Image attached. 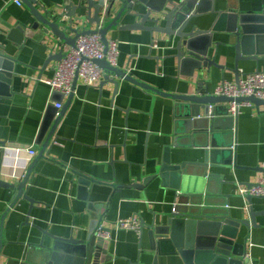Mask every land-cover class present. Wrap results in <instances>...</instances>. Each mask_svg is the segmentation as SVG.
Returning a JSON list of instances; mask_svg holds the SVG:
<instances>
[{"label":"crops","instance_id":"obj_1","mask_svg":"<svg viewBox=\"0 0 264 264\" xmlns=\"http://www.w3.org/2000/svg\"><path fill=\"white\" fill-rule=\"evenodd\" d=\"M186 1L147 0L139 8L157 16L158 10ZM202 1L204 13L192 23L207 31L220 11H264V0ZM69 2L38 0L37 7L59 13ZM36 21L24 2L0 0V63L11 70L9 81L1 82L8 94L0 93V178L14 185H0V264H47L55 238L84 240L98 224L111 239L102 238L95 248L97 264H184L176 241H185L186 232L170 231L157 238L156 248L153 243L152 233L167 224L182 193L174 188L171 172L162 176L161 166L167 157L171 164L202 162L214 147L210 134H199L188 124L193 119L185 102L168 94H186L199 79L204 90L216 93L225 81L264 71V54L239 60L234 70L237 37L228 31V16L218 22L209 49V57L223 67L210 65L191 76L192 65L182 69L174 57L177 37L146 29L111 30L108 38L119 42L115 67L125 76L110 73L117 85L104 79L105 71L92 86L79 78L70 99L41 81L54 77L60 59H51L58 49L44 24L33 28ZM56 102L67 107L46 145L61 110ZM219 106L224 114L219 118L232 116L230 102ZM217 131L225 133L217 134L219 143L231 146L232 166L211 167L200 198L249 221L238 228L236 243L244 245L252 264H264V197L238 192L240 185L264 177V104L244 105L230 128ZM30 146L34 156L17 150ZM228 153L219 154V161ZM190 168L198 177L203 171ZM131 217L143 222L141 232L117 228L118 220Z\"/></svg>","mask_w":264,"mask_h":264},{"label":"water","instance_id":"obj_2","mask_svg":"<svg viewBox=\"0 0 264 264\" xmlns=\"http://www.w3.org/2000/svg\"><path fill=\"white\" fill-rule=\"evenodd\" d=\"M22 1L37 18L33 28L37 29L41 24H44L45 34L48 37L52 36V41L55 43L53 49H58V52L52 54L51 59H62L65 55V46L77 45L76 41L82 34L97 33L101 36L102 41L107 44L108 34L111 30L146 29L153 35L161 32L171 38L177 37L174 57L177 58L182 69L187 65H192L190 75L194 76L197 70L202 71L203 68L210 65L220 66L213 58L209 57V49L212 45V34L218 30V22L228 16L232 22L228 31L237 37V61L234 70L236 71L240 67L238 65L239 60H257L261 54H264V11L261 14H241L233 10L226 13L220 11L212 29L207 31L192 23L197 16L204 13L202 0H187L184 3L173 5V8L171 7L166 11L160 9L157 11L160 13L157 16H152L151 11L146 13L140 11L139 4H148L147 0H78L77 4L74 3V0H69V4L59 13L55 11L43 13L37 7L38 0ZM132 18L136 20L122 24L123 21ZM148 21L153 24L146 25ZM94 61L107 73L104 79L116 85L118 80L111 79L110 73L115 72L120 77H124L126 74L123 70L111 65L107 59H95ZM8 77L11 78V70L0 63L1 94H8L7 86L1 83L2 81H9ZM78 80L80 79L77 74L73 83V93L69 96L70 99L74 95ZM204 83L199 79L197 82H193L194 90L186 94H168L176 100L185 102L186 114L193 119L188 124L199 134L206 136L210 134L214 149L209 153L205 152L202 162L184 160L177 164H171L168 157L165 158L166 162L161 166L162 176L171 172L174 188L182 193H180L177 206L174 207V212L167 224L156 230L157 233H152L153 243L156 248L157 238L168 236L170 231H173L174 234L176 231H182L186 232L187 238L185 241H176V244L184 264H252L251 260L245 256L244 245L239 242L236 243L238 228L241 224L248 225L249 221L233 218L223 210L216 208L209 200H202L200 196L207 183L206 178L211 175L209 171L211 167L230 168L232 166V154L229 148L231 146L219 143L217 134L223 136L225 133L217 130L230 128L231 123L238 115L225 119L219 118V115H224L219 104L233 100L264 104V100L253 96L234 99L217 95L211 93L209 89L204 90ZM66 107L67 105H64L61 108L46 145H49L54 132H56ZM220 146L223 149H220ZM227 152L229 155L224 157L223 161H219L217 156ZM190 166H196L203 170L198 171L199 177L193 173L194 171ZM25 182L26 180L23 181L22 185ZM0 185L14 186L2 178H0ZM20 188L22 189V187ZM29 199L35 202L32 198ZM196 234L200 237L197 236L196 238ZM191 235L195 240H190ZM101 239L95 232H91L84 240L75 237L55 238L47 264H97L98 255H95L94 250L98 247ZM131 264H140V262H132Z\"/></svg>","mask_w":264,"mask_h":264},{"label":"built area","instance_id":"obj_3","mask_svg":"<svg viewBox=\"0 0 264 264\" xmlns=\"http://www.w3.org/2000/svg\"><path fill=\"white\" fill-rule=\"evenodd\" d=\"M19 5L22 0H15ZM75 46H65V55L55 66L54 77L48 80H41L47 83L52 92L70 96L73 93V83L78 74L83 83L87 86L95 85L100 82L105 75L104 70L95 62V59H107L113 65H117L119 55V42L116 39H108L107 44L97 33L82 34L78 37ZM217 95H224L231 98L256 97L264 100V71L243 73L239 81H225L216 89ZM248 101L230 102L229 113L237 116L241 107L248 104ZM57 108H62L63 104L55 103ZM17 150L26 151L30 156L36 154L33 146ZM238 192L245 197H264V177L258 182L240 185ZM141 220L137 217L120 219L116 222L117 228L135 230L141 232ZM95 234L104 239H111L110 232L102 225L98 224Z\"/></svg>","mask_w":264,"mask_h":264}]
</instances>
